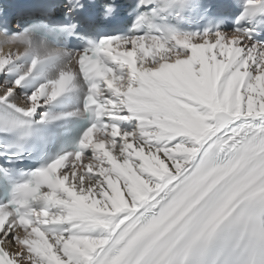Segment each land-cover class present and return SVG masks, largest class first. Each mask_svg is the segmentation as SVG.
<instances>
[{"label": "snow or ice", "instance_id": "1", "mask_svg": "<svg viewBox=\"0 0 264 264\" xmlns=\"http://www.w3.org/2000/svg\"><path fill=\"white\" fill-rule=\"evenodd\" d=\"M9 2L0 264H264V0Z\"/></svg>", "mask_w": 264, "mask_h": 264}]
</instances>
